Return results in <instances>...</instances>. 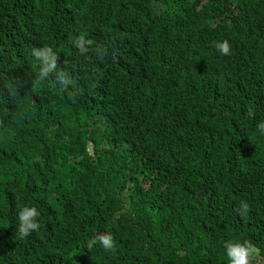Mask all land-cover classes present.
Masks as SVG:
<instances>
[{"label": "trees", "instance_id": "16d2710c", "mask_svg": "<svg viewBox=\"0 0 264 264\" xmlns=\"http://www.w3.org/2000/svg\"><path fill=\"white\" fill-rule=\"evenodd\" d=\"M261 120L264 0H0V264H264Z\"/></svg>", "mask_w": 264, "mask_h": 264}, {"label": "clouds", "instance_id": "9594fccd", "mask_svg": "<svg viewBox=\"0 0 264 264\" xmlns=\"http://www.w3.org/2000/svg\"><path fill=\"white\" fill-rule=\"evenodd\" d=\"M87 44H89V41L83 37H78L73 41L74 47L78 49L79 54L82 56L88 52V48L85 47ZM212 47L215 49L216 54L220 56L230 54L231 46L227 40L214 41ZM32 55L39 65L38 80L47 79L49 73L56 67V54L49 48H40L33 49ZM58 79L63 81L61 88L68 83L63 73L58 74ZM248 115L251 117L253 113L249 111ZM255 128L260 136H264V120L257 122ZM248 208L247 202L242 201L240 203L239 210L241 213H246ZM40 215L41 213L35 206H22L18 210L16 232L20 239H24L40 229ZM84 247L89 250L99 247L106 253L114 254L117 244L111 233H103L90 236L84 242ZM224 252L229 264H249L250 257L256 255V251L247 241L228 242L225 244Z\"/></svg>", "mask_w": 264, "mask_h": 264}, {"label": "rangeland", "instance_id": "374dc122", "mask_svg": "<svg viewBox=\"0 0 264 264\" xmlns=\"http://www.w3.org/2000/svg\"><path fill=\"white\" fill-rule=\"evenodd\" d=\"M89 151H90V149H89Z\"/></svg>", "mask_w": 264, "mask_h": 264}]
</instances>
